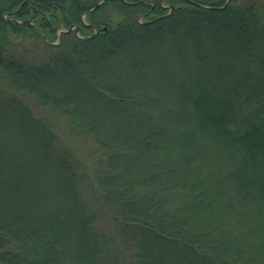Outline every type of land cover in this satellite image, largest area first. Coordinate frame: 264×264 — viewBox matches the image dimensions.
Wrapping results in <instances>:
<instances>
[{
	"label": "trees",
	"instance_id": "1",
	"mask_svg": "<svg viewBox=\"0 0 264 264\" xmlns=\"http://www.w3.org/2000/svg\"><path fill=\"white\" fill-rule=\"evenodd\" d=\"M98 1L0 0V264H264V0Z\"/></svg>",
	"mask_w": 264,
	"mask_h": 264
},
{
	"label": "rangeland",
	"instance_id": "2",
	"mask_svg": "<svg viewBox=\"0 0 264 264\" xmlns=\"http://www.w3.org/2000/svg\"><path fill=\"white\" fill-rule=\"evenodd\" d=\"M92 8L88 11L89 12L92 11ZM86 15L87 14H83V18H82L84 24H87V22L85 21ZM76 25H80V24H75V25L71 26L70 28H72L71 30H74L76 34L80 35V30L82 29V26L80 25L81 29L79 30V33H78L76 30V27H75ZM69 29H67V30L71 31ZM93 30H94V27H93ZM62 31L63 30H61V29L58 31V34H59L58 40L56 39V41H54L53 43H57L59 41V38L61 36ZM94 32H95V30H94ZM30 44H32L33 45L32 47H34L33 41H30L29 45ZM240 118H241L240 115H238L237 116V122H238V119H240ZM57 124H58L57 126L64 128V122L61 119H58ZM64 134H66V133H64ZM65 136H67V135H65ZM65 136H64V140L66 142H63V143H65L66 145H69L77 153H80L85 158L89 168H92L93 157L90 156V150L92 148L93 142L91 140H87V139H83V138L71 137V136L65 137ZM65 144H63V145H65ZM81 189H82L84 198L87 201V204L89 205L93 214H95V216H96V220H97L96 223H97L98 228L101 231H103L109 237L111 247L113 244V247H112L113 252L119 256L120 260H123L124 259L123 251L122 250L120 251V249H115V248H117V239H118L116 228H115V226L111 220V217L106 212V210L102 204L100 196H98V193H96V190L94 189L93 183L86 179L81 183ZM113 264H121V263H113Z\"/></svg>",
	"mask_w": 264,
	"mask_h": 264
},
{
	"label": "water",
	"instance_id": "3",
	"mask_svg": "<svg viewBox=\"0 0 264 264\" xmlns=\"http://www.w3.org/2000/svg\"><path fill=\"white\" fill-rule=\"evenodd\" d=\"M103 1H104V0H99V1L96 3V5L92 8V10L98 8V7L100 6V4H101ZM170 7H171V9L173 8L172 5H171ZM88 12H89V11H88ZM88 12H86L85 14H88ZM75 27H76L77 32L79 33V30L81 29V26H80V25H76ZM104 28H106V27H104ZM71 29H72V28H70L69 30H71ZM94 30H95V32H94L93 34L87 36V37H91L92 35H95V34L98 32V29H97L96 27H94ZM84 37H85V36H84Z\"/></svg>",
	"mask_w": 264,
	"mask_h": 264
}]
</instances>
